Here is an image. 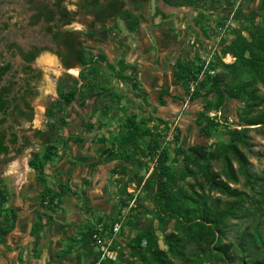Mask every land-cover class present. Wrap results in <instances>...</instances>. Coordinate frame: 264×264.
I'll use <instances>...</instances> for the list:
<instances>
[{"label": "trees", "instance_id": "obj_1", "mask_svg": "<svg viewBox=\"0 0 264 264\" xmlns=\"http://www.w3.org/2000/svg\"><path fill=\"white\" fill-rule=\"evenodd\" d=\"M163 1L186 8L201 0ZM235 13L236 17L243 16L245 25L235 30L233 38L223 36L206 67L203 60L195 65L189 59H179L174 72L176 80L189 95L188 100L180 99L198 105L194 122L199 131L211 137L213 129L224 126L229 140L216 143L213 148L198 143L186 150L178 145L174 152L181 159L182 166L177 168L171 163L169 147L163 145L173 121L162 116L146 117L139 113L126 116L120 123L119 138L110 145L104 137H96L95 141L103 145L96 163L112 164L113 174L129 176V166H144V158L154 163L146 178L144 175L137 177V187L143 184L142 191L147 193L152 208L140 202L138 197L131 204L135 194L128 191L129 181H135L136 175L130 176L120 193V206L128 208L123 226L135 227L139 231L127 242L128 252L117 250L116 240L111 251L116 252L117 258L102 257V251L96 249L92 240L94 223L80 233L78 260H85L86 264H177L185 261L190 264H264V234L260 230L262 222L257 219L264 205V176L251 171L246 153L251 145L250 131L264 127V0H258V6L248 14L244 13L242 6ZM111 15L124 20L129 31H135L140 24V16L131 8L114 7ZM119 43L122 51L116 64L110 62L105 51L90 53L83 46L79 61L87 65L97 57L110 65L117 79L133 78L130 74L137 72L138 66L128 62L125 45ZM228 54L235 58L234 61L223 60ZM99 70L97 66L90 69L96 75ZM134 87L137 88L138 84L134 83ZM101 90L107 97L114 95L111 88L98 81L83 83L80 88L74 87L68 92L61 91L62 100L53 103L50 117L60 109L62 102L76 99L83 104ZM167 96L170 91L163 86L158 95L160 105L167 104ZM237 101L241 102L238 117L230 121L225 117L227 110ZM97 111L98 107H95L93 113ZM222 118L227 119L226 123L220 121ZM155 119L164 125L163 130L157 131L150 125ZM92 126L87 121V134L66 137L65 146L70 142L87 141ZM176 129L175 138L180 140L182 129L179 125ZM39 133L45 138L41 131ZM146 137H149L147 141ZM3 152H9V149L4 145L2 134L0 154ZM59 154L57 142L47 138L44 152H36L31 160L44 183L40 200L43 211L38 213L32 228L35 248L40 241V231L52 224L53 214L62 208L64 197L71 190L66 182H59L57 188L48 183L47 164ZM216 163L220 164V169L216 168ZM145 166L149 168L148 163ZM241 177L245 178L248 189L234 185L240 183ZM8 200L9 192L0 175L1 233L13 229L17 220V210L6 206ZM252 217L257 220L252 227L236 225ZM233 220L237 223L234 224ZM99 222L104 221L99 219ZM105 226L110 228L112 224L106 222ZM158 230L163 233V244ZM233 230H236L235 235H231Z\"/></svg>", "mask_w": 264, "mask_h": 264}, {"label": "rangeland", "instance_id": "obj_2", "mask_svg": "<svg viewBox=\"0 0 264 264\" xmlns=\"http://www.w3.org/2000/svg\"><path fill=\"white\" fill-rule=\"evenodd\" d=\"M234 0H201L197 5L193 7L182 8L175 5H169L163 0H150L143 2L141 7L131 6L136 14L140 16V24L135 31H129L126 22L120 18H112L107 24L102 25L100 23L95 24V30L86 33L87 36L82 35V43L88 47L90 53H98L105 51L110 54L111 61L116 64L117 59L120 57V43L125 45L127 50V56L130 58L131 51L135 48L134 43H138L136 48L143 49L146 51H152L150 47L145 46V37L154 39L156 44V32L165 31L164 37H171L173 41L177 43L182 52H178V56L181 55L185 59H189L194 62L195 65L205 61V67L212 60L214 53L219 48V43L221 39L227 37L228 39L233 38L236 29L242 28L245 25V20L243 16L236 17L234 13ZM258 6V0H246L243 3L242 8L244 13L248 14L251 10H254ZM167 14L174 17V22H165L169 19L164 18L162 14ZM166 19V20H165ZM156 20L160 21L156 23ZM165 20V21H164ZM168 23V24H167ZM83 23L81 22L80 27ZM168 27V28H163ZM169 29V30H168ZM85 31V30H84ZM91 34V35H88ZM245 34L248 35L247 31ZM154 53L156 54V49ZM114 51V52H111ZM179 51V49H177ZM46 55L43 54L38 58L37 62L41 64L43 69V78L40 83V93L34 100L35 105V125L40 127L45 133V139H52L57 142L60 147L59 156L53 157L52 161L47 164L49 180L52 183H57L59 179L67 177L70 173L68 166H64L69 160L76 162L74 167L76 168L80 160L75 159V152L72 154L61 153L62 150L70 145H75L76 143L70 142L68 146H65V139L68 136H77L81 133H86V123L89 121L93 124L92 132L89 133V138L96 140V137H104L106 143L110 145L112 142L116 141L120 136V123L125 119L126 116L133 113H139L142 116L146 114L151 108L155 107L156 115H161L162 117L172 120L170 130L167 137L164 138L163 145H166L170 149L171 163L180 168L182 166L181 159L174 152V149L181 145L183 148L188 150L191 145L202 143L210 148L214 147V144L220 142H226L229 140V135L226 133L224 126H219L212 130L211 137L205 136L201 133L196 126L194 119L198 110V105H191L187 101H182L181 98L189 99V95L185 92L184 88L169 80V87L174 96H167L169 103L165 106L160 105L158 99L157 84L155 87H147L145 79L150 75V67L152 64L144 61V70L142 73H131V77L124 81L119 80L115 76V71L106 62L100 61L97 57L93 62L85 65L78 66L76 71L71 69L70 71H65L55 63L50 64L45 61ZM52 57V56H50ZM152 58V56H150ZM234 57L230 54L223 57L225 62L234 61ZM155 67L160 69L157 64L155 56ZM99 67V74H93L90 69L92 67ZM165 73L168 72V68L173 69L169 66L168 62L164 65ZM162 66V68H163ZM152 68V67H151ZM145 76V77H144ZM203 74H201V77ZM56 78L53 83L52 78ZM134 79H138L140 82L137 83L138 87H134ZM162 80V79H161ZM98 81L104 86L111 88L114 93L112 100L107 97L103 91L100 94H96L85 101L83 104L78 100H73L69 103L62 102L60 109L56 110L53 117H49L47 121H44L42 115L45 104L42 101L50 100L51 97L58 98L55 85L58 86L59 91L68 92L74 87L80 88L83 83H93ZM175 87H177L175 89ZM156 91V92H155ZM53 94V95H50ZM178 97V98H177ZM109 106V109L106 108ZM95 107H98V111L93 113ZM241 107V102H236L230 105L226 113V118L228 120L236 119L238 117V110ZM107 109V110H106ZM152 111V114L155 113ZM150 117V116H149ZM225 118L220 121L226 123ZM151 126H154L155 130L160 131L164 129V125L160 124L158 120L150 122ZM182 129L181 139L177 140V126ZM87 130V129H86ZM251 135V145L250 149L246 150L247 158L249 161V167L253 173L258 176H264V127L254 128L250 131ZM149 137H146L147 141ZM87 140L86 142H89ZM85 143V142H84ZM77 143L76 145L84 144ZM45 150V141L39 140L37 143L31 144L23 150V152L11 159L1 160L0 162V174L1 176L7 173H17L24 169L28 174L29 179L31 176L38 174V171L31 165L32 156L34 153H43ZM66 151V150H65ZM13 154L10 155V157ZM178 157V160L175 158ZM148 158H144L146 161L144 166L138 167L137 165L129 166V176L113 174L111 171L112 164L104 165L100 167L97 171L91 173L93 177L98 179L104 174L106 176L105 183L99 184V189H108V194L105 200L95 202H86L82 206V210L87 214L82 216L81 222L79 224L80 229L85 230L89 224L99 223V219H102L105 223L113 224L127 215L128 208H122L120 205V193L121 189L124 187L125 183L128 182L130 176H135V181L130 182L128 188L129 192H134L135 197L131 201L134 203L135 199L138 197L139 201L144 203L149 208H152L151 202L147 199L148 195L146 192L142 191V185L137 187V177L144 175L145 178L152 171L154 163ZM82 162L84 161L81 160ZM85 162V161H84ZM63 164L61 170L56 168L59 164ZM149 165V168L145 165ZM81 165V164H80ZM216 168L220 169V164L216 163ZM72 167V165H71ZM74 168V170H75ZM60 170V171H59ZM14 176V175H13ZM14 177L11 178V184L14 183ZM245 178L241 177V181L238 184H234L241 188L248 187L245 185ZM98 187V186H97ZM96 187V188H97ZM13 200H8L6 206L10 207ZM95 205V206H94ZM87 208V209H86ZM121 212V215L119 214ZM1 215V212H0ZM75 215V214H74ZM150 216V215H149ZM83 217H85L83 219ZM80 218V217H78ZM258 220L262 223L260 225V230L264 234V205L263 210L259 212ZM1 220V216H0ZM234 224L237 220L232 221ZM257 220L252 218H247L245 221H239L238 224L240 228L252 227L255 225ZM158 223L156 222V225ZM238 227V226H236ZM171 230V228H169ZM168 230V231H169ZM139 229L131 226H123L120 235L117 238V250H122L124 253L128 252L127 242L136 235ZM160 235V242L163 244V233L158 230ZM236 230L232 231L231 235H235ZM71 237V236H70ZM78 236H74L72 239H77ZM71 249V255L69 257H63L62 261L56 264H86L85 260H76L78 253L80 251V244L69 240L66 245ZM64 249V246L60 248ZM97 249V248H96ZM58 252V255L61 252ZM111 257L117 258V254H112ZM177 264H190L189 262H177ZM204 264H213L212 262H205Z\"/></svg>", "mask_w": 264, "mask_h": 264}, {"label": "flooded vegetation", "instance_id": "obj_3", "mask_svg": "<svg viewBox=\"0 0 264 264\" xmlns=\"http://www.w3.org/2000/svg\"><path fill=\"white\" fill-rule=\"evenodd\" d=\"M145 1L150 0H0V135L9 149L0 154V161L45 141L39 133L45 137L44 131L34 121V100L43 78L38 58L52 56L65 71L85 66L79 61V51L82 46L89 49L81 42L82 35L94 31L95 24L105 26L117 19L111 15L114 7L132 9ZM81 22L86 29L80 27ZM52 79L54 83L56 78ZM55 88L58 98L42 101L44 121L53 103L62 100Z\"/></svg>", "mask_w": 264, "mask_h": 264}, {"label": "crops", "instance_id": "obj_4", "mask_svg": "<svg viewBox=\"0 0 264 264\" xmlns=\"http://www.w3.org/2000/svg\"><path fill=\"white\" fill-rule=\"evenodd\" d=\"M167 19H169V21L166 19V21H164L174 22V17L172 16ZM159 22L160 21L156 20V23ZM165 35V31L156 32V44L154 43V39L145 37V46L150 47L152 51L136 48L137 45L140 44L134 43L135 48L132 49L130 58L127 56V60L129 63L136 64L138 66V71L135 73L140 74L145 68L143 65L144 61L152 64V68L150 67L152 71H150V75L147 76V80L145 79L146 86H152L153 88L157 84L156 90L158 91V95L161 91V88L165 86L169 89L170 96H174L173 98H175V95L171 91L168 83L170 80L173 82V84H179L174 76L175 63L179 59H185V57L182 55L177 57V53L182 52L180 50L181 46H178L171 37H164ZM153 48L156 49V54L154 53L155 51ZM177 49H179V51H177ZM120 51H122V48ZM111 52L114 51L111 50ZM107 55L110 62L114 64V62L111 61L108 51ZM150 56H152V58H150ZM155 56L160 69H157L158 67L154 66ZM166 62H168L169 66L173 68H168L167 73L164 71L166 67L163 66ZM167 77L169 79L168 81ZM134 81L136 83L140 82L138 79H134ZM176 88L177 87H175V89ZM109 98L112 100V97ZM168 103L169 101L167 104ZM185 103L187 104L188 101ZM155 110L156 109L153 106L151 110H149L144 115L146 117L156 116ZM152 111L155 112L154 115L152 114ZM102 149L103 145L98 144L94 138H92L89 142L85 141L84 144H71L70 147H66V149L61 151V153L66 152L68 154H73L75 152V159H79L80 163L76 168L74 167L76 162H73L72 160L64 163V166H68L70 169V173L67 177L59 179L55 184L49 180L48 176V183L53 188H57L59 182L62 181L69 183L71 190L65 195L62 208L57 213L53 214L54 220L52 224L45 226L40 231L41 237L36 248L34 245L36 238L32 235V228L38 219V213L43 211L40 200L44 183L39 178L38 174L31 176L32 178L29 179L24 167L17 173V175H15L16 173L13 172H5L2 175L3 181L9 192V199L13 200L10 207H14L17 210V220L13 229L5 233L0 232V264H56L62 261V256L69 257L71 255V252H67L68 249H66L69 247L65 246L69 240L81 244L79 237L83 229H80L79 224L81 222L82 216L89 214L82 210L84 201H102L106 199L108 194V189L103 187L99 189V184L103 185L105 183L106 176L104 177L103 174L98 179H96L95 176L93 177V175H91L92 172L97 171L100 167L109 165L96 163L98 154ZM83 159L85 162L81 161ZM62 165L63 164L61 163L56 168L61 170L63 167ZM46 172L49 173L47 167ZM13 177L15 181L13 184H11V178ZM84 218L85 217H83V219ZM76 235L78 236L77 240L72 239ZM61 246H64L62 251H60ZM59 251L61 252L60 255H58ZM114 253L116 252L113 251V254ZM77 258L78 257H76V260Z\"/></svg>", "mask_w": 264, "mask_h": 264}, {"label": "built area", "instance_id": "obj_5", "mask_svg": "<svg viewBox=\"0 0 264 264\" xmlns=\"http://www.w3.org/2000/svg\"><path fill=\"white\" fill-rule=\"evenodd\" d=\"M246 0H234V13ZM192 89L195 85L191 84ZM125 217L112 224L110 228L105 226L104 222L96 223L92 233V240L96 248L102 251V257L105 255L112 256L111 246L115 243L123 227Z\"/></svg>", "mask_w": 264, "mask_h": 264}, {"label": "bare ground", "instance_id": "obj_6", "mask_svg": "<svg viewBox=\"0 0 264 264\" xmlns=\"http://www.w3.org/2000/svg\"><path fill=\"white\" fill-rule=\"evenodd\" d=\"M45 61L47 62V63H50V64H53L54 63V59H53V57H50V56H46L45 57ZM74 71H76V70H74Z\"/></svg>", "mask_w": 264, "mask_h": 264}]
</instances>
